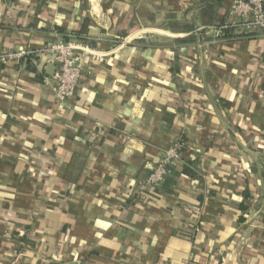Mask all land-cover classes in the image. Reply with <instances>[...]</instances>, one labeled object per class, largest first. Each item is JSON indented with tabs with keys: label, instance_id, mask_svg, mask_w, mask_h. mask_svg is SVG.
Here are the masks:
<instances>
[{
	"label": "crops",
	"instance_id": "0c3cea01",
	"mask_svg": "<svg viewBox=\"0 0 264 264\" xmlns=\"http://www.w3.org/2000/svg\"><path fill=\"white\" fill-rule=\"evenodd\" d=\"M93 4L0 0V55L76 32L107 52L70 106L43 59L0 60V264H264V32H195L202 0Z\"/></svg>",
	"mask_w": 264,
	"mask_h": 264
},
{
	"label": "built area",
	"instance_id": "2783aa9c",
	"mask_svg": "<svg viewBox=\"0 0 264 264\" xmlns=\"http://www.w3.org/2000/svg\"><path fill=\"white\" fill-rule=\"evenodd\" d=\"M232 14L237 17V20H225L223 25L207 27L213 31L216 38H221V29L228 26L264 32V0H235ZM202 29L204 26L196 27L195 32H200ZM135 35L120 38L121 43L125 44ZM106 55L107 52L95 46L90 40H77L73 36L68 41H52L39 49L9 51L1 54L0 60H14L21 63L23 59L30 58L33 65L39 66L43 59L44 67L55 66L54 96L59 103L70 106L85 71L83 63L88 65L90 72ZM181 148L182 143L176 142L165 151L150 170L146 180L140 185L139 194H143L150 186L156 187L162 183L166 174L178 164Z\"/></svg>",
	"mask_w": 264,
	"mask_h": 264
},
{
	"label": "trees",
	"instance_id": "16d2710c",
	"mask_svg": "<svg viewBox=\"0 0 264 264\" xmlns=\"http://www.w3.org/2000/svg\"><path fill=\"white\" fill-rule=\"evenodd\" d=\"M218 1L219 0H202V5L199 9V19L202 23V26H204V31L208 26L211 25H215V26H219V25H223L225 23L224 20L222 21H217L216 17H215V11L218 5ZM170 27L172 28H178L180 27L181 29H194V25L190 24V23H185V24H179V23H172L169 24ZM177 26V27H176ZM85 29V28H84ZM235 26H228L227 28H223L221 29V38H226V39H231L232 37L236 36L235 35ZM250 34H240L237 36H248ZM74 37L77 38V40H86L85 36L83 34H81V32H76ZM70 37L65 36V40L68 41L70 40ZM193 39V37H192ZM194 40V39H193ZM27 65L28 68L30 69H34L33 64L31 63V59L30 58H26L23 59L21 62H24ZM184 142L183 139L180 140V143ZM191 169L186 167L185 171L187 173H191L190 171ZM242 211H246L247 210V206L246 205H242ZM241 220H243V216L240 218Z\"/></svg>",
	"mask_w": 264,
	"mask_h": 264
},
{
	"label": "water",
	"instance_id": "95a60500",
	"mask_svg": "<svg viewBox=\"0 0 264 264\" xmlns=\"http://www.w3.org/2000/svg\"><path fill=\"white\" fill-rule=\"evenodd\" d=\"M101 0H94V4H93V9H92V12H93V14L95 15V16H97V13H98V9H99V7L97 8V6H98V4H99V2H100ZM47 71L50 73V74H53L54 75V73H55V71H56V67L55 66H48L47 67Z\"/></svg>",
	"mask_w": 264,
	"mask_h": 264
}]
</instances>
